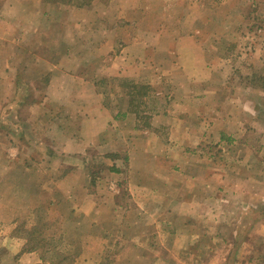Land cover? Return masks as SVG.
Segmentation results:
<instances>
[{
	"label": "rangeland",
	"instance_id": "374dc122",
	"mask_svg": "<svg viewBox=\"0 0 264 264\" xmlns=\"http://www.w3.org/2000/svg\"><path fill=\"white\" fill-rule=\"evenodd\" d=\"M80 1L0 0V264L25 252L37 264H264V0ZM93 93L112 114L186 100L173 114L200 133L189 119L206 98V138L192 131L184 154L139 171L182 173V195L202 197L191 178L206 179L200 221L198 202L187 207L206 231L194 248H158L166 225L135 217V170L110 177L125 160L78 153Z\"/></svg>",
	"mask_w": 264,
	"mask_h": 264
},
{
	"label": "crops",
	"instance_id": "0c3cea01",
	"mask_svg": "<svg viewBox=\"0 0 264 264\" xmlns=\"http://www.w3.org/2000/svg\"><path fill=\"white\" fill-rule=\"evenodd\" d=\"M190 40L189 37H181L180 45L183 46L182 43L190 42ZM122 58L123 57L119 55L114 56V59H118L119 61ZM152 68L153 67L148 69L147 67H143L144 70L142 71L151 74L154 72ZM176 68V66H171L169 70L170 72H176ZM68 78L71 81H69L67 85L70 86V89L74 90V86H77L79 81L74 80L73 75ZM57 80H59L57 82H62L60 78ZM78 100L84 101L81 99ZM144 100L146 101L138 100L139 102L135 105V108H137V105L140 106V103H150V108L147 107L144 112H142L141 109L132 110V108L126 104L119 113L114 112L112 114L100 101H97V95L93 93L90 100L87 101V114H83L81 117L83 128L81 130L82 133H80L81 138L79 142L81 147L78 153L84 154L85 149L88 150L91 146L93 151L102 149L104 153L118 155V159L122 158L125 160L124 166H117V173H121L123 167L128 169L132 168L135 170L134 176H138L135 181L131 180L128 182L130 189H135V192H132L130 196V200L134 201L136 206L134 213L135 217L146 216L147 212L152 211L149 214L150 216L152 215L154 218H161L163 220V223L166 225V231L160 230V232L167 233L169 240L163 245H158L160 250H172L176 248L191 249L199 242L201 235L206 232L204 231V226L201 227V223L199 222L201 218V199L202 202H206L207 200L206 179L191 178L193 184L199 185V188L201 184L203 185L204 194H202V197L189 193L182 195L180 188L185 186V177L182 173L180 174L182 176L181 179H173V181H170L168 178L166 179L165 176H162L160 179L156 173H152L154 179L147 180L149 171L144 172L141 176H139L141 173L139 171L146 168L144 161H141L146 157H150L152 161L157 162L159 160V154H162V157H166L165 154H184L186 146L190 142H193L190 137L193 132L194 138H197L199 143L200 136L206 138L207 119L205 113L200 111L201 107L203 108L207 103V100L206 98H198V104L200 106L199 112L197 115L193 116L191 120L189 119L191 123L194 122L198 124V127L201 128L203 126L202 133H200L196 127L190 130L187 118H184L181 114H173L176 110H174V108L177 106L181 107L182 104L187 105L186 100L171 99V101L166 104V110L164 109V111H159L157 108L152 107L151 103L153 99ZM67 104L74 106V96H70V101L65 102L66 106ZM81 105L83 104L81 103ZM89 106L93 107L89 109ZM179 112H183V110L181 111L180 109ZM107 132L111 133L110 137H107L108 135L102 136ZM101 137H103V140ZM72 152V154H74V150ZM119 155H122V157ZM155 165L156 164L151 166L154 167ZM154 168L157 169L156 166ZM115 175V173L111 172L110 177L114 178ZM70 177L74 179V174L72 172L62 176L63 179H68ZM85 181L86 180H83V183L76 182V185H80V188H83ZM114 184H112L113 187L117 186L116 183ZM72 186H74V180ZM159 201L163 203V206L161 210H157L159 212L158 214L156 210L154 211L149 207L155 208L153 204ZM195 201L198 202L199 214V221L195 222L196 226L193 225L195 213L187 208L190 206L191 202ZM90 203L93 202L90 201ZM90 209L92 210V207H90ZM102 237H104V235ZM180 238L183 243L182 245H177V241H179ZM37 263L38 258L33 252H25L18 255L16 264ZM179 264H183L182 261Z\"/></svg>",
	"mask_w": 264,
	"mask_h": 264
},
{
	"label": "trees",
	"instance_id": "16d2710c",
	"mask_svg": "<svg viewBox=\"0 0 264 264\" xmlns=\"http://www.w3.org/2000/svg\"><path fill=\"white\" fill-rule=\"evenodd\" d=\"M83 1H84V4H87V3L91 2V0H81L80 2H82V3H79V5L83 4ZM110 171L116 172L117 169L116 168H110Z\"/></svg>",
	"mask_w": 264,
	"mask_h": 264
}]
</instances>
